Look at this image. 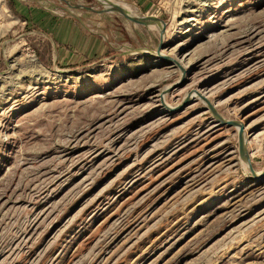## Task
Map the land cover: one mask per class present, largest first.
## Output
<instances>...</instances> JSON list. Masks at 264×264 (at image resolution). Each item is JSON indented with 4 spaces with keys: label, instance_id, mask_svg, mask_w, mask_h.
I'll list each match as a JSON object with an SVG mask.
<instances>
[{
    "label": "rangeland",
    "instance_id": "374dc122",
    "mask_svg": "<svg viewBox=\"0 0 264 264\" xmlns=\"http://www.w3.org/2000/svg\"><path fill=\"white\" fill-rule=\"evenodd\" d=\"M116 1L162 22L179 64L98 0H0V264H264V177L238 128L161 99L198 90L242 121L261 172L264 0ZM45 10L73 59L49 61Z\"/></svg>",
    "mask_w": 264,
    "mask_h": 264
},
{
    "label": "water",
    "instance_id": "95a60500",
    "mask_svg": "<svg viewBox=\"0 0 264 264\" xmlns=\"http://www.w3.org/2000/svg\"><path fill=\"white\" fill-rule=\"evenodd\" d=\"M121 3H125V2H121V1H116V0H102L101 2H99L100 5H104L105 8L103 10H99V11H114L117 12L119 14H121L122 16H124L126 19H128L129 21H132L134 23L140 24L142 26L147 27V25L145 24V22H149V23H154V24H159L160 22L153 18H149L147 15L143 14L142 18L139 19L137 17H134L133 15L129 14L125 8L121 5ZM96 5H73L72 8L73 9H79V10H89V11H95ZM67 10H70L67 8ZM161 32V40L158 46V49L155 51L157 54H159L161 57L168 59V60H172L174 62H176L177 64H179L175 59H173L170 56L164 55L160 52V47L163 44L164 41V33H163V28L160 31ZM139 53V52H143V50L140 49H129L126 52H122V54L125 53ZM182 68V67H181ZM172 90L171 87L166 88L165 90H163L162 94H161V99H162V104L164 105V107L167 110H175V109H180L182 106L186 105L189 100V93H187L185 95V97L183 98L180 106L173 108L172 106H170L166 100H165V96L166 94ZM200 98L204 101V103L207 105L209 111L213 114V116L222 124L227 125V126H235L238 128V136H239V144H240V152H241V156L243 157V159L246 161V164L249 168V170L251 171V173L253 174V176L260 178V177H264V169L261 172H256L252 166V161L250 158V154L248 152V141H247V137H246V131H245V127L244 124L242 123V121L240 120H236V119H226L225 117H223L220 112L216 109V107L214 106V104L204 95L200 94Z\"/></svg>",
    "mask_w": 264,
    "mask_h": 264
},
{
    "label": "crops",
    "instance_id": "0c3cea01",
    "mask_svg": "<svg viewBox=\"0 0 264 264\" xmlns=\"http://www.w3.org/2000/svg\"><path fill=\"white\" fill-rule=\"evenodd\" d=\"M26 9L32 15L35 14V12H36V14H38V11L39 12L44 11L43 9L41 10L39 8H32L31 6L30 7L27 6ZM45 11H46L45 14L40 15V23L44 22L43 23L44 25L47 24L50 28L55 30V32L53 33V32H50V30H46V28L42 27V28H44V30L46 32H48V34L52 35L48 38L49 39L48 44H50L52 47V57L48 56L49 61L52 64H55V63H57V61L60 62V60H62V59L63 60L64 59H66V60L73 59V56L75 55L74 52L72 51L73 49L68 50V48H72V47H68V45L64 44V42L59 38V36L56 35V33L58 32V28H60L62 20L59 17L52 14L50 11H48V10H45ZM74 30L76 31V28H74ZM43 33H45V32H43ZM45 34H47V33H45ZM60 36L62 37V34ZM98 37H100V36H98ZM97 40H98V47L97 48L100 49V38H97ZM97 50H96V53H97Z\"/></svg>",
    "mask_w": 264,
    "mask_h": 264
},
{
    "label": "bare ground",
    "instance_id": "6f19581e",
    "mask_svg": "<svg viewBox=\"0 0 264 264\" xmlns=\"http://www.w3.org/2000/svg\"><path fill=\"white\" fill-rule=\"evenodd\" d=\"M102 0H98V2H101ZM121 5L125 8V10L133 15L134 17H137L139 19L142 18V16H140V13H138V11L134 10L128 3H121ZM149 18L153 19V17L148 16ZM160 22V21H159ZM146 25L150 26L151 28H156L161 31L162 30V22H160L159 24H154V23H147L145 22ZM161 33V32H160ZM28 62H31L33 64V69H31L29 72L32 73H36L35 76H37V78L40 77H45L48 74V70L46 68H44L43 66H41L36 59L34 58V55L32 57H29ZM31 64V65H32ZM57 74H61V72H57ZM200 94L203 95L202 93H200L198 90H194V92H190L189 97H200Z\"/></svg>",
    "mask_w": 264,
    "mask_h": 264
},
{
    "label": "trees",
    "instance_id": "16d2710c",
    "mask_svg": "<svg viewBox=\"0 0 264 264\" xmlns=\"http://www.w3.org/2000/svg\"><path fill=\"white\" fill-rule=\"evenodd\" d=\"M9 5H10V8L13 9L14 11L16 10L15 9V5H16V2L15 0H9ZM23 18H26V16L22 15Z\"/></svg>",
    "mask_w": 264,
    "mask_h": 264
}]
</instances>
